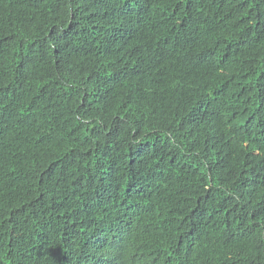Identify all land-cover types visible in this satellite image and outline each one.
<instances>
[{
  "label": "trees",
  "instance_id": "trees-1",
  "mask_svg": "<svg viewBox=\"0 0 264 264\" xmlns=\"http://www.w3.org/2000/svg\"><path fill=\"white\" fill-rule=\"evenodd\" d=\"M0 264H264V0H0Z\"/></svg>",
  "mask_w": 264,
  "mask_h": 264
}]
</instances>
